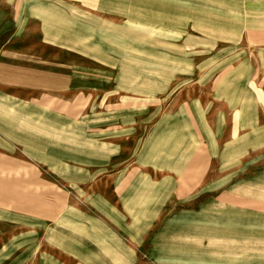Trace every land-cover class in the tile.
Instances as JSON below:
<instances>
[{
    "label": "rangeland",
    "instance_id": "374dc122",
    "mask_svg": "<svg viewBox=\"0 0 264 264\" xmlns=\"http://www.w3.org/2000/svg\"><path fill=\"white\" fill-rule=\"evenodd\" d=\"M114 1L0 0V28L7 30L0 51H49L55 69L66 66L62 56L69 53L71 66L84 63L86 82L79 101L58 85L51 113L33 105L30 95L19 99V84L7 86L0 126L16 136L10 139L16 153L5 162L30 163L39 179H53V188H38L39 200L49 196L38 206L43 212L53 206L48 224L59 232L79 226L81 210L90 207L82 195L119 200L111 186L83 185L89 173V179H101L122 171L119 178L141 181L128 187L133 213L119 214L123 226L127 219L150 227L149 241L133 248L135 264H264V90H237L238 24L263 29L264 11L257 6L264 0H179L177 11L147 5V12H138L175 17L180 25L160 28L138 16L147 24L133 27L139 33L133 40L125 26L127 3ZM249 3L254 10H245ZM12 24L23 35L15 41L8 37ZM78 24L85 25V41L67 42ZM250 62L248 80L264 86V68L252 57ZM10 69L6 76L13 80ZM241 98L251 114L258 112L257 124L238 122ZM67 99L71 105L62 108L59 102ZM99 143L118 154V166L100 174ZM193 173L182 194L180 181ZM65 179L75 181L59 186ZM116 205L124 213L123 203Z\"/></svg>",
    "mask_w": 264,
    "mask_h": 264
},
{
    "label": "crops",
    "instance_id": "0c3cea01",
    "mask_svg": "<svg viewBox=\"0 0 264 264\" xmlns=\"http://www.w3.org/2000/svg\"><path fill=\"white\" fill-rule=\"evenodd\" d=\"M125 1L127 3V9L129 10L127 14L129 18L126 20L127 24L125 26L132 40L134 35V37H138L139 35V33L134 32L133 27L138 24H141V26L147 24L143 20H138V16L151 21L153 23L152 25H159L160 28H175L180 25H176L175 17L172 19L171 17L163 16V18L159 15L161 17L149 18L138 12H147V5H151L148 8L153 6L151 9L154 10H181V6H178L181 3L179 0L177 2L176 0ZM139 5H141V9H139ZM257 7H259L258 9L260 11H264V1ZM246 9L254 10L253 5L250 3L247 4ZM160 21L164 22L156 23ZM106 25L111 26L109 24ZM238 25V37L240 40L238 43L240 45L244 44L248 48L242 52V48L239 45L238 49H241H237L238 57L241 60L240 65H242V68L238 69L237 90L245 91L247 87L250 89L264 90V86L256 87L257 84L255 81H252L253 79L249 81V75L246 72V67L253 65V62H250L251 57L258 63V67L264 68V26L261 30L253 31L250 30L251 25H247L246 22L243 27L241 22ZM11 26L14 29L16 25L12 24ZM77 26L78 31L70 32L66 39L67 42H73L75 39L78 42L85 41V25L78 24ZM242 28L243 33H241ZM6 33L7 30L5 28H0V43L3 42ZM52 33L50 32L48 35L47 32L49 41H53ZM17 34L14 29L8 34V37L14 36L15 41L16 38L23 36L22 34ZM194 39L195 37L187 36L188 41ZM249 47H253L254 50L250 51ZM78 51L84 53L82 49ZM79 52L78 59L80 58ZM252 52L253 54H251ZM69 55L68 53L66 57L64 55L62 56L63 59H66V66L61 69H55L53 53L49 51L45 53L18 51L16 49L13 51H0V99H5L7 96L5 93L8 90L7 86L11 87L10 84H13V86H18L19 84L18 88H14L20 92L18 94L19 99L22 101L26 100L24 98L30 95L32 97L30 100H36L37 102V104L33 105L41 107V110L46 113L53 112V106L55 105L54 92L55 88L60 84L66 86L62 88L63 92L67 91L72 93L74 101H79L80 96H83L84 99L86 87L85 73L82 71L85 68L84 63H82L83 66H71ZM10 59L14 61H8ZM72 62L76 64L75 61ZM77 64L79 65L80 62L78 61ZM11 66H13V70L15 71L13 80L7 77L11 74ZM213 73V70L206 72L204 79L207 80ZM143 81L148 83L146 80ZM55 83L57 84L55 85ZM259 83V85L264 84V82ZM23 90L25 93H21ZM67 97H70V94ZM245 100L246 98H241L237 104L238 122H241L243 119L245 122H255L257 124L261 120L255 117L258 112L256 111L257 114H251V109H245ZM250 100L253 101L255 99L250 97ZM59 104L62 108L71 105L68 99L60 101ZM0 114H3V112L0 111ZM246 116L248 117L246 118ZM12 132V130H7L0 126V159L2 160V163H0V264H135L133 261V248L134 246H142L145 242L149 241L150 227L148 222L146 224L141 222L138 226L133 220L128 225L127 219L125 220V226H123L122 221H119L121 219L119 214H122L126 218L127 213H133L132 200L131 195L128 194V187L131 188L133 185L135 186L139 183L142 186V182L119 178L118 176L122 171L119 173H116L118 171L110 172L106 175V178L101 179H89V176L92 175L89 173V176L84 177L83 182L85 184L83 185L99 187L111 186L119 200H116V198L112 200L109 196L110 194L96 193L94 195H82L85 197V204L88 203L92 211L87 206V209L81 210L82 213L78 216V227H71L68 230L63 228L59 232L53 229V225L48 224V219L53 218V206L51 205V210L46 206L45 212L42 209L39 210L38 206L39 201L47 203L49 197L45 195V199L39 200L38 188H53L56 186L53 179H39L38 168L30 163L18 161L5 162L12 159L9 156L16 153L14 150L15 146L10 141L11 138L16 137L10 134ZM254 132L258 136L262 131L256 129ZM103 145L105 144L99 143L101 158L99 159L100 162L96 170L98 174L118 166L117 162L113 163L118 155L116 151L112 152L115 148L107 150V147H103ZM146 165L149 164L147 163ZM193 165L195 166V164ZM68 166V164L63 166V171ZM142 166L144 167V164ZM195 167L190 173L195 171ZM146 176L149 177V175ZM192 176H194V173L188 174L190 180L184 177L180 181L179 186L182 194L185 193L187 185L192 181ZM60 181L63 184H59V186H66L67 184L65 183L72 184L75 180L65 179V182L63 180ZM143 186L147 188L146 192H148L149 197V187H147L149 186V179L143 180ZM52 198L53 195H51ZM119 202L123 203L124 213L116 205ZM165 231L166 229L162 232ZM170 239L173 240L172 237ZM155 241L159 242L160 240L158 237H155Z\"/></svg>",
    "mask_w": 264,
    "mask_h": 264
}]
</instances>
